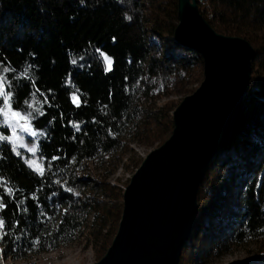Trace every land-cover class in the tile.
<instances>
[{
	"label": "trees",
	"instance_id": "trees-1",
	"mask_svg": "<svg viewBox=\"0 0 264 264\" xmlns=\"http://www.w3.org/2000/svg\"><path fill=\"white\" fill-rule=\"evenodd\" d=\"M197 8L215 33L247 41L254 54L245 128L206 170L181 251L190 256L179 264H209L232 246L253 248L236 264H264V0H197ZM177 23V0H0V121L9 108L21 111L43 165L41 174L29 168L0 127L8 138L0 141V202L14 229L0 260L96 247L116 234L123 193L107 178L132 145L170 137L174 107L159 101L192 93L203 77L202 58L174 38ZM92 166L108 173L96 178Z\"/></svg>",
	"mask_w": 264,
	"mask_h": 264
},
{
	"label": "water",
	"instance_id": "water-1",
	"mask_svg": "<svg viewBox=\"0 0 264 264\" xmlns=\"http://www.w3.org/2000/svg\"><path fill=\"white\" fill-rule=\"evenodd\" d=\"M177 21L175 39L201 55L203 81L173 111L170 137L132 175L117 232L96 264H179L206 170L218 152L230 150L246 124L252 47L215 33L197 0H177Z\"/></svg>",
	"mask_w": 264,
	"mask_h": 264
},
{
	"label": "rangeland",
	"instance_id": "rangeland-1",
	"mask_svg": "<svg viewBox=\"0 0 264 264\" xmlns=\"http://www.w3.org/2000/svg\"><path fill=\"white\" fill-rule=\"evenodd\" d=\"M253 54H254V51H253ZM105 56H107V55L102 54V59L104 62V68L106 69L107 65H106V62L104 60ZM108 58H110V57H108ZM250 66H251V64H250ZM250 80H251V72H250ZM250 80H249V84H250ZM202 81H203V77L200 79V81L197 84H195L193 86L192 93L189 94V92H186L185 94L182 93V94L172 95L166 99L160 100L158 105L162 106L166 103H169L170 105L171 104L173 105L172 107H174V110H175L186 96H190L191 94H193L197 90V88L200 86ZM191 87H192V85L189 87V89ZM243 101H244V99H243ZM261 102L264 103V99L261 100ZM170 105H168V106H170ZM5 112H7V116L4 115ZM5 112L2 115V119L5 123V125L9 128V130L11 132V134H10V136H8V138L12 141L17 152L23 153L20 156L25 161V163L27 164L28 167L31 168L33 171H35L38 174L43 173V165H42V162L40 161V159L37 155L36 135L35 136L31 135L33 132L36 133V131L33 130L32 126L30 125V123L27 119L18 120V119L13 118L11 115V111H9V109H7ZM9 125H11V127H9ZM25 127L27 128V132L23 131V129ZM13 131L16 132L15 137H12ZM235 139H234V141H235ZM234 141H233V143H234ZM233 143H232V145H233ZM162 144H163V141L162 142L158 141V143H154L151 145H147V144L132 145L133 152L132 153L128 152L123 156L122 162H121L119 168H117L116 171L111 176H109L107 178L106 183H108L110 186H113L114 188H116L117 189L116 192H118L119 195L122 194L124 189L128 186L130 178L135 173V171L139 168L143 159L151 151L160 147ZM232 145H231V147H232ZM231 147H230V149H231ZM32 149H35V152H33ZM89 170L94 177L100 178V179L103 178L106 173H108V172H106L105 174H100V172L97 171L94 168V166H92ZM207 198H208V195L206 198H204L205 200L203 199V202H206ZM121 201H122V198H121ZM196 202H197V199H196ZM120 216H121V214H120ZM195 216H196V214H195ZM208 218H210V217L208 216ZM210 223H212V221ZM118 224H119V222H118ZM114 236L115 235L112 231V234L110 235V239L107 241V243H106V241H103V238H102L99 242H97V244L95 245L96 247H94L93 245L89 246L88 244L86 246H84L83 244H81V245L75 244V245H72V246H69L66 248H61V249H59L53 253L42 254V255L33 257L26 262H22V261H19V262L6 261V262H4V261H2V264H96L106 254L108 248L110 247V245L112 243ZM191 236H192V233H191L190 237ZM83 239L81 241H83ZM200 239L201 238L199 237L195 241V243H194L195 249L199 248L198 243H199ZM251 251H253V248H247L244 250L241 247L239 248L236 246H232L231 249L229 250L228 254H225L224 256L214 258V259H210V260L207 259L206 261H208L209 264H236V263H239L243 260H246L248 258V253H250ZM180 255H182V259H181L182 262L186 263L187 259L190 256V250H188L186 252H182V254L180 253Z\"/></svg>",
	"mask_w": 264,
	"mask_h": 264
},
{
	"label": "snow or ice",
	"instance_id": "snow-or-ice-1",
	"mask_svg": "<svg viewBox=\"0 0 264 264\" xmlns=\"http://www.w3.org/2000/svg\"><path fill=\"white\" fill-rule=\"evenodd\" d=\"M128 19H130V17ZM104 60H105L106 65H107V67L105 69L106 73L112 71L113 60L110 59V58H108L107 56L104 57ZM72 63L75 64L76 63V60L73 59L72 60ZM10 88H11V86H10ZM4 94H5L4 93V89L3 88H0V95H4ZM11 94L12 93L9 90V92L7 93V95H11ZM3 104H5V105L8 104V99L7 98L4 99ZM25 104H27V101H25ZM0 111H3V109L0 108ZM9 111H11V115H12L13 118L18 119V120H24L25 119V116H22L21 115V111H12L11 108H9ZM40 114L42 115L43 113H40ZM4 115L7 116V112H5ZM26 116L28 118H30L31 120H35L37 118L36 115H35V113L34 112H31V111L27 112L26 113ZM3 126H4V122L3 121H0V127H3ZM9 127H11V125H9ZM23 131L24 132H27V128L25 127L23 129ZM77 131H79V129H77ZM31 135L32 136H35L36 133L33 132ZM15 136H16V132L13 131L12 132V137H15ZM6 139H8V138L3 133H0V141H4ZM12 150L13 151H16L15 148H13ZM32 151L35 152V149H32ZM17 154L19 155V153H17ZM53 159H58V157H54ZM67 191L70 192L71 189H68ZM2 195L3 194L0 193V196H2ZM52 195H56V193H53ZM5 207H6L5 204L2 203V202H0V232H3V234L0 235V243H4V244H6L8 242L7 239H6V237L12 238V233L14 231L13 228L7 226V220L2 215L3 211L5 210ZM24 211L27 212V208H25ZM13 215L15 216L16 213H13ZM14 223H15V226L17 228H21L19 221H14ZM21 231H23L22 228H21ZM36 242H38V241H36ZM13 245H14L13 246V252H15L16 251V247H15L16 240L15 239H13ZM3 251H4V249L3 248H0V254H2ZM0 264H2V260H0Z\"/></svg>",
	"mask_w": 264,
	"mask_h": 264
},
{
	"label": "bare ground",
	"instance_id": "bare-ground-1",
	"mask_svg": "<svg viewBox=\"0 0 264 264\" xmlns=\"http://www.w3.org/2000/svg\"><path fill=\"white\" fill-rule=\"evenodd\" d=\"M199 1H200V0H199ZM174 38H175V36H174ZM175 40H176V39H175ZM176 41H177V40H176ZM177 42H178V41H177ZM178 43H179V42H178ZM179 44H181V43H179ZM181 45H182V44H181ZM183 46H184V45H183ZM185 47H186V46H185ZM194 52H195V51H194ZM196 53H197V52H196ZM197 54L201 57V55H200L199 53H197ZM201 58H202V57H201ZM202 62H203V60H202ZM245 125H246V124H245ZM244 128H245V126H244ZM244 128H243V130H244ZM243 130H242V131H243ZM242 131H241V132H242ZM239 135H240V134H239ZM239 135H238V136H239ZM235 138H237V136H236ZM218 153H219V152H218ZM216 155H217V154H216ZM216 155H215V156H216ZM215 156H214V157H215ZM214 157H213V158H214ZM212 160H213V159H212ZM130 179H131V178H130ZM124 191H125V189H124ZM124 191H123V193H124ZM122 198H123V195H122ZM120 218H121V217H120Z\"/></svg>",
	"mask_w": 264,
	"mask_h": 264
}]
</instances>
